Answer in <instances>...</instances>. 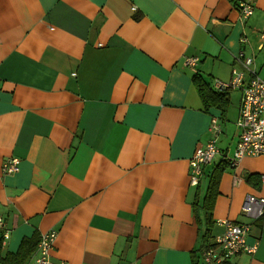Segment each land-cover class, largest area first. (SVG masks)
<instances>
[{"label": "crops", "instance_id": "crops-1", "mask_svg": "<svg viewBox=\"0 0 264 264\" xmlns=\"http://www.w3.org/2000/svg\"><path fill=\"white\" fill-rule=\"evenodd\" d=\"M236 2L0 0L3 255L56 231L57 264H205L230 219L257 248L226 264H264V215L242 213L264 197V155L189 178L213 118L221 150L238 139L242 89L215 81L246 72L241 53L264 74V0L247 19ZM9 157L20 168L4 174Z\"/></svg>", "mask_w": 264, "mask_h": 264}, {"label": "built area", "instance_id": "built-area-1", "mask_svg": "<svg viewBox=\"0 0 264 264\" xmlns=\"http://www.w3.org/2000/svg\"><path fill=\"white\" fill-rule=\"evenodd\" d=\"M255 0H238V8L243 18L252 15ZM260 48L264 47V31L259 35ZM242 41L247 43V36L242 37ZM253 56L240 55V60L245 68L250 72L251 77L245 80L243 72L235 71L233 79L229 83L218 81L217 87L226 89L230 86L242 88V95L239 105L237 126L239 128V141L235 147L230 161L235 164L244 156L264 155V74L259 75L255 69L250 68L253 64ZM197 57H187V65H195ZM212 137L204 146L195 150L191 159L190 184L197 185L202 175V168L211 162L215 155L219 153L216 146V136L220 131L216 118L212 119L210 125ZM20 159L18 157L7 158L2 166L4 174H12L19 171ZM264 179V177H263ZM242 213L252 219H257L264 214V198L255 195H247L242 205ZM220 223L224 226V234L216 239V244L207 245L203 250L205 264H226L232 257L240 252L252 253L257 248V242L248 243V235L251 225L249 223H238L230 219H223ZM0 229H3V222L0 218ZM9 231L3 233L4 239L8 238ZM57 237L56 231L43 233L37 244L34 255L26 264H57L50 258V250Z\"/></svg>", "mask_w": 264, "mask_h": 264}, {"label": "trees", "instance_id": "trees-1", "mask_svg": "<svg viewBox=\"0 0 264 264\" xmlns=\"http://www.w3.org/2000/svg\"><path fill=\"white\" fill-rule=\"evenodd\" d=\"M201 90V89H200ZM206 96V94H205ZM36 241L33 238L24 239L16 252L2 254L3 236L0 235V264H25L35 251ZM37 247V245H36Z\"/></svg>", "mask_w": 264, "mask_h": 264}, {"label": "bare ground", "instance_id": "bare-ground-1", "mask_svg": "<svg viewBox=\"0 0 264 264\" xmlns=\"http://www.w3.org/2000/svg\"><path fill=\"white\" fill-rule=\"evenodd\" d=\"M256 1H257V0H255V3H254V9H255V6H256ZM236 4H237V7H238V0H237ZM254 9H253V12H254ZM238 10H239V8H238ZM239 13L241 14L240 10H239ZM252 14H253V13H252ZM241 17H242V19H245V18H243L242 14H241ZM249 17H250V16H249ZM246 19H247V18H246ZM263 31H264V30H263ZM261 32H262V31H261ZM261 32H260V33H261ZM260 33H259V35H260ZM253 58H254V55H253ZM254 61H255V59H253V64H252L251 66L254 65ZM190 66H191V65H190ZM192 66H194V65H192ZM243 66H244V65H243ZM244 68H245V67H244ZM250 68H252V67H250ZM245 69H246V72H247L248 69H247V68H245ZM239 72H243V73L246 75V72H244V71H239ZM232 79H233V77H232ZM232 79H231V80H232ZM231 80L228 81V82H225V81H221V82L229 83V82H231ZM218 81H220V80L217 79V80L215 81V86H216L217 90H227V89H230V88H236V87H232V86H230V87H228V88H226V89H220V88L217 87V85H216V83H217ZM241 89H242V88H241ZM238 114H239V110H238ZM237 120H238V117H237ZM237 120H236V123H237ZM210 125H211V124H210ZM210 125H209V133H210V137H209V139L212 137V132L210 131ZM236 126H237V124H236ZM219 127H220V131H219V133H218L217 136H216V146H217L218 149H219V153H218L217 155L214 156V158L211 160V162H209V163H207V164H205V165L203 166V168H202V175L204 174V169H205V167H206L207 165H209L210 163H212L213 160H214V159L216 158V156H218V155H222L225 159H227V161H229L230 165H233V166L237 165L238 162H239L241 159H243L244 157H246V156H244L243 158H241L240 160H238L235 164H233V163L230 161V159H229L230 156L227 154V152H226L225 150H221V149L219 148L218 144H217L218 141H219V137H220V135H221V133H222V128H221V126H219ZM237 132H238V133H237L238 139H237L236 145H237V143H238V141H239V128H238V126H237ZM209 139H208V140H209ZM208 140L206 141V143L208 142ZM206 143H205V144H206ZM205 144H202V145H200V146H204ZM200 146H198V147H200ZM198 147H197V148H198ZM235 147H236V146H235ZM197 148H196V149H197ZM196 149H195V150H196ZM194 153H195V151H194ZM193 156H194V154H193ZM249 156H253V155H249ZM255 156H259V155H255ZM18 158H19V157H18ZM192 158H193V157H192ZM192 158H191V159H192ZM19 159H20V158H19ZM20 162H21V159H20ZM19 166H20V165H19ZM190 166H191V160H190ZM19 168H20V167H19ZM191 170H192V168H191ZM17 172H18V171H17ZM15 173H16V172H15ZM190 174H191V171H190ZM190 174H189V178H190ZM202 175H201V176H202ZM263 177H264V175L261 176V180L264 182ZM200 179H201V177H200ZM200 179H199V182H200ZM198 184H199V183H198ZM198 184H197V185H198ZM248 195H252V194H248ZM263 198H264V197H263ZM263 215H264V214H263ZM243 223H246V222H243ZM249 224L251 225V223H249ZM250 229H251V227H250ZM249 232H250V231H249ZM219 237H221V236H219ZM219 237H218V238H219ZM3 239H4V237H3ZM38 242H39V241H38ZM216 243H217V242H215V243H213V244H216ZM252 244H253V243H252ZM36 249H37V247H36ZM35 252H36V250H35ZM35 252H34V253H35ZM240 253H241V252H240ZM238 254H239V253H238ZM33 255H34V254H33ZM33 255H32V256H33ZM236 255H237V254H236ZM236 255H234V256H236ZM32 256H31V257H32ZM234 256H233V257H234ZM31 257H30V259H31ZM30 259H29V260H30ZM29 260H28V261H29ZM203 260H204V259H203ZM28 261H27V262H28ZM27 262H26V263H27ZM26 263H25V264H26Z\"/></svg>", "mask_w": 264, "mask_h": 264}, {"label": "rangeland", "instance_id": "rangeland-1", "mask_svg": "<svg viewBox=\"0 0 264 264\" xmlns=\"http://www.w3.org/2000/svg\"><path fill=\"white\" fill-rule=\"evenodd\" d=\"M237 119V118H236ZM236 122V121H235ZM208 245H210V244H208ZM206 247V246H205Z\"/></svg>", "mask_w": 264, "mask_h": 264}]
</instances>
